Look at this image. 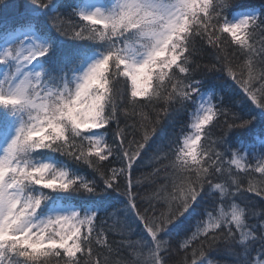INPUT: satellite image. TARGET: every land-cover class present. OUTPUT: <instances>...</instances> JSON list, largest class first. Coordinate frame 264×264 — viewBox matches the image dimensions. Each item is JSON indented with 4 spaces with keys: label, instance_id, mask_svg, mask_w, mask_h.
Returning a JSON list of instances; mask_svg holds the SVG:
<instances>
[{
    "label": "snow or ice",
    "instance_id": "1",
    "mask_svg": "<svg viewBox=\"0 0 264 264\" xmlns=\"http://www.w3.org/2000/svg\"><path fill=\"white\" fill-rule=\"evenodd\" d=\"M0 264H264V3L0 0Z\"/></svg>",
    "mask_w": 264,
    "mask_h": 264
},
{
    "label": "trees",
    "instance_id": "2",
    "mask_svg": "<svg viewBox=\"0 0 264 264\" xmlns=\"http://www.w3.org/2000/svg\"><path fill=\"white\" fill-rule=\"evenodd\" d=\"M12 2L22 7L24 5V3H26V0H12ZM240 2H242L246 5L254 6L257 9H259L261 4L264 3V0H240ZM9 14H10V12L5 13V15H9ZM212 258L216 259V260L228 259V257L224 254H213ZM175 259L178 260V259H180V257L176 256Z\"/></svg>",
    "mask_w": 264,
    "mask_h": 264
},
{
    "label": "rangeland",
    "instance_id": "3",
    "mask_svg": "<svg viewBox=\"0 0 264 264\" xmlns=\"http://www.w3.org/2000/svg\"><path fill=\"white\" fill-rule=\"evenodd\" d=\"M85 2H91V0H85Z\"/></svg>",
    "mask_w": 264,
    "mask_h": 264
}]
</instances>
